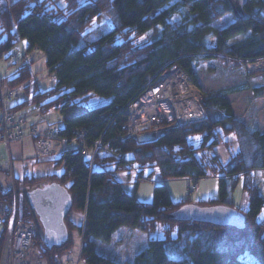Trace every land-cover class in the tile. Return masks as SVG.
I'll return each mask as SVG.
<instances>
[{
    "label": "trees",
    "instance_id": "trees-1",
    "mask_svg": "<svg viewBox=\"0 0 264 264\" xmlns=\"http://www.w3.org/2000/svg\"><path fill=\"white\" fill-rule=\"evenodd\" d=\"M244 10L249 15L246 20L234 16L228 0H63V5L56 0H0V57L19 37H25L27 52L40 51L49 73L56 75L55 85L47 90H39L35 82L23 86L30 99L11 108L32 103L42 114L55 110L63 122L56 130L60 140L70 141L72 130L81 128L85 146L100 143L92 165L79 146L70 147L52 159L63 164V172L13 179L8 189L0 185V202L14 200L15 217L33 223L32 245L48 264H57L71 248L75 228L81 233V260L119 264L99 253L95 240L109 241L121 225L150 231L156 224L163 237L148 239L132 264H264V219H257L264 206V131L251 128L244 114H236L240 98L233 106L229 96L238 93L239 87L201 90L203 80L242 72L253 97H264V68L248 72L245 67V60L264 59V0H247ZM102 14L110 20L109 29L105 23L94 25ZM226 15H232L228 24L213 25ZM149 29L153 30L149 41H133ZM247 32L245 38L227 43ZM24 61L15 76L3 78L9 88L30 79L31 70ZM204 63L209 69L206 74L201 71L200 78L196 67ZM174 69H180L201 93L204 117L143 126L142 133L158 131L152 140L121 138L126 104L158 75L171 74ZM90 94L109 100L88 106L82 99ZM194 134L201 136L197 143L189 140ZM230 134L237 149L222 162L210 151L216 144L229 143L226 137ZM152 166L164 180L219 175V195L197 205L232 208L242 215L243 223L177 219L171 214L190 204L189 199L174 201L166 185L158 183L153 200L142 201L127 193L114 175L116 170L133 167L142 178L143 171ZM239 178L248 195L246 210L234 208L230 199ZM42 181L58 182L71 195V209L64 217L68 238L53 247L43 242L42 228L25 195ZM73 211L83 213L81 224L71 218Z\"/></svg>",
    "mask_w": 264,
    "mask_h": 264
},
{
    "label": "rangeland",
    "instance_id": "rangeland-1",
    "mask_svg": "<svg viewBox=\"0 0 264 264\" xmlns=\"http://www.w3.org/2000/svg\"><path fill=\"white\" fill-rule=\"evenodd\" d=\"M80 1L83 2L84 0ZM56 2L59 5H63V0H56ZM231 18L232 15H226L219 21L213 22V25H215L216 27L225 26L229 23ZM99 22L105 23L104 26H106L108 29L111 26L110 20L105 14H102L100 20L96 21L94 25ZM152 32L153 30L149 29L148 31H145L140 35L135 36L133 38V41L136 44H141L149 41L151 39ZM248 35V32L245 34H238L227 39V43L233 44ZM28 45L29 41L27 40V38L19 37L15 45L2 57H0V76L7 79L15 76L18 73V68L22 63V60H25L24 62L27 63L30 67L31 77L22 86L18 87V89L26 85L31 86L34 82H36L39 84V90H47L50 87L54 86L56 81L51 77L52 74L49 73V70L46 66L45 57L40 51H37L32 58L27 57V54L30 52H27ZM26 60L28 62H26ZM208 67L209 64L205 63L203 65L201 64L200 68L199 66H197L196 73L198 77L201 78V71L202 73L206 74L209 69ZM172 71L176 70L174 69ZM241 73H227L224 74V76H222L219 80H203L201 90L210 91L219 87H239L240 90L238 93H236L234 96H229V99L231 100L233 106H235L233 104V102H235V99L240 98L239 102L241 103V106L238 111L236 110V114H244V119L248 126H250L251 128H257L260 131H264V97H253L251 90L248 87V83L242 77ZM163 76L167 77L166 73H164ZM165 83H167V80H165ZM164 87L165 91H163L166 98H170L171 89H168L170 86L164 85ZM175 98H177V95L170 98L172 101H168L169 106H171V103H173V99ZM108 100V96L90 94L87 96V98H83L82 102L87 104L88 106H95L101 103H105ZM22 109L26 110L27 106L23 107ZM58 116L59 113L55 110H50L46 114V118L48 121ZM164 123L173 124V122L169 123L165 121ZM140 133H142L141 129L139 134ZM200 137V135L194 134L189 137V140L193 143H197ZM226 139L229 141V143L216 144L210 151L218 155L219 159L222 162L227 161L237 149V143L235 142V137L232 134L228 135ZM64 143L65 145H72L74 147H76L77 144L79 145L77 139H71V141ZM63 150L64 148L61 150L60 154H55L56 158L61 155ZM12 160L14 162L23 161L18 165V169L16 172L19 178L23 176H43L52 172L59 174L63 172L64 169L63 164H57L55 161L48 160L46 158H37V156H34L33 154L31 155V158L27 160H25L24 158ZM8 175H10V173H8ZM114 175L119 181L122 182L123 189L127 193L134 195L137 199L142 201L153 200L154 188L158 183H163L166 185L167 189L170 191V196L174 201H180L187 198L190 200V204H198L201 201L208 200L209 198L217 197L219 195V175L197 179L200 180L197 189H195L196 184L194 185L193 183H191L192 181L189 178L179 177L165 180L162 179L158 169L154 166L146 168L143 171L142 178H139L137 170L133 167L125 170H116L114 171ZM43 182L44 181H42V183ZM230 199L234 208H239L241 210H246L248 208V195L243 189L241 178H239V180L236 182L231 192ZM70 216L76 223H82L83 213L81 211H73L70 213ZM257 219H264V206L258 214ZM162 237L163 233L160 224H156L155 228L150 231H144L139 228L121 225L112 233L111 239L109 241L96 239L95 248L99 253L111 256L119 264H132L134 255L146 245L148 239ZM71 240V248L63 252V254L58 258L57 264H70L72 261H76L78 259L81 247V233L77 228L72 230ZM33 253L34 256L37 255V249L33 248ZM78 264L87 263L84 260L79 259Z\"/></svg>",
    "mask_w": 264,
    "mask_h": 264
},
{
    "label": "built area",
    "instance_id": "built-area-1",
    "mask_svg": "<svg viewBox=\"0 0 264 264\" xmlns=\"http://www.w3.org/2000/svg\"><path fill=\"white\" fill-rule=\"evenodd\" d=\"M37 51V49H32L27 57L32 58ZM245 67L248 72L260 70L264 68V59H257L253 62L245 60ZM51 77L55 79L56 75L52 73ZM164 85L170 86L168 88L171 89L170 98L177 95L171 106L168 104L171 99L166 98L164 94ZM4 88L5 82L0 76V143L8 145L10 142L21 140L28 135L34 137L35 153L38 158L53 154L60 141L56 131L51 128L43 131H39L36 127L27 129L25 127L27 114L19 109L11 108V103L19 95L20 90L10 88L5 91ZM200 101L201 93L180 69H176L167 77L163 74L158 75L154 81H150L146 85L142 92L126 104L127 120L122 125L124 136L121 138H137L141 127L150 123L165 121L179 124L201 119L204 117V112ZM72 132L73 139H77L79 142L81 154L92 165L100 143L95 142L92 148H88L85 146L83 130L74 128ZM153 132L157 136L158 131ZM3 164L8 166L9 161L3 160ZM193 184L195 185L196 182ZM15 214L16 202L14 200L9 204L0 202V264H48L44 257L38 254L34 256L33 223L28 220L17 219ZM79 259L80 251L78 259L70 264H78Z\"/></svg>",
    "mask_w": 264,
    "mask_h": 264
},
{
    "label": "water",
    "instance_id": "water-1",
    "mask_svg": "<svg viewBox=\"0 0 264 264\" xmlns=\"http://www.w3.org/2000/svg\"><path fill=\"white\" fill-rule=\"evenodd\" d=\"M232 6L234 16L239 20L248 19L244 10L247 0H228ZM155 138L153 131L140 133L139 142ZM25 195L37 215L42 228V239L49 247L60 245L68 238V229L64 221L65 215L71 209V195L67 188L55 181L46 182L28 189ZM181 220H202L220 225L243 223V217L236 210L223 206H199L185 204L172 214Z\"/></svg>",
    "mask_w": 264,
    "mask_h": 264
},
{
    "label": "crops",
    "instance_id": "crops-1",
    "mask_svg": "<svg viewBox=\"0 0 264 264\" xmlns=\"http://www.w3.org/2000/svg\"><path fill=\"white\" fill-rule=\"evenodd\" d=\"M28 60V59H27ZM26 60V62H28ZM31 61V60H30ZM36 83V82H35ZM38 83H36V86L38 87ZM10 89L8 85L5 84L4 90ZM19 95L12 101L11 107L19 104L22 101H25L26 99H30V93L27 91H24L23 88H20ZM25 107V106H24ZM23 107H21L19 110L24 111L27 114L26 121H25V127L27 129L31 127H36L39 131H43L47 128H51L53 130H58L63 127V122L61 121L60 115L58 117H54L52 120H47L46 114H42L38 111V108L30 103L27 105V109L23 110ZM0 114H1V107H0ZM69 140L62 139L58 142V147L55 150L53 154L47 157H43L41 159H48L52 160L55 159V154H60L61 150L64 148H70L74 147L72 145H65L64 142H68ZM71 141V140H70ZM78 146V144H77ZM36 156L35 153V144H34V137L32 136H24L21 140L18 141H12L8 145H5L3 143H0V185L4 189H8L13 184V179H21L17 176L16 172L18 169V165L21 164V162H14L12 159H22L25 160L30 159L31 155ZM7 157V158H6ZM38 158V157H37ZM3 160H8L9 165L5 166L3 164ZM10 173V175H8ZM55 173V172H52ZM50 174V173H49ZM47 175V174H46ZM45 176V175H43ZM191 179V178H189ZM191 183L196 181L195 189L198 188L199 181L200 180H193L191 179ZM8 185V186H6ZM169 194L170 191L168 190ZM171 197V196H170Z\"/></svg>",
    "mask_w": 264,
    "mask_h": 264
}]
</instances>
